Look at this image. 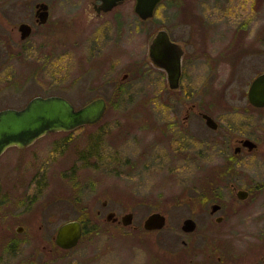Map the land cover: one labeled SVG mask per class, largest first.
<instances>
[{
    "label": "rangeland",
    "instance_id": "1",
    "mask_svg": "<svg viewBox=\"0 0 264 264\" xmlns=\"http://www.w3.org/2000/svg\"><path fill=\"white\" fill-rule=\"evenodd\" d=\"M85 1L60 0L62 3H57V15H64L65 44L62 46L44 47V38L38 33L26 44L11 48L0 44V109L21 108L35 95H60L76 108L96 96L107 102L105 115L98 124L77 128L71 136L70 142L78 145L77 155L86 151L88 145L99 146L98 155L95 153L87 159V164L78 156L77 174L71 180L57 173L62 172L59 156L57 162L49 161L52 136H44L26 149L24 162L27 164L28 155L33 154L36 173L49 172L46 187L36 189V208L32 211L34 232L39 238L31 244L39 252L36 263L171 264V253L181 246L182 239L199 240L205 232L212 235L217 229L223 231L224 238H241L232 243L236 252L245 251L249 243L264 238V190L256 200L249 196L239 201L240 214L235 219L228 216L229 219L218 223L217 227L214 221L217 213L209 214L208 204L205 210H193L184 201L188 196L202 195L198 187L200 176L208 170H217L222 164L220 155L226 148L213 142L217 134L198 118L193 122L190 136H183L175 127H170L171 114L175 111L170 109L173 99L163 72L148 57L150 37L158 29H166L173 39L183 44L186 58H196L191 67L185 63L184 70L186 77L192 75L194 88L203 90L213 75L206 83L203 81L206 67L196 50L217 48L227 42H264V0H163L145 21L134 13L135 0H130L121 37L116 34L114 23H110V30L97 28L85 32L81 12ZM5 21L14 23L16 18L11 16ZM2 31L0 26V38H8L9 34ZM263 68L245 66L244 80L238 79L234 84L245 90L248 81ZM124 73L128 76L123 80ZM222 101L221 95H216L211 107L222 127L228 132L250 133L260 145L257 152L241 159L237 169L239 181L250 177L264 187V153H260L261 148L264 149V112L260 113L258 124L253 121V114L230 111ZM235 103L244 106L246 100ZM257 125L261 130L256 134L252 128ZM161 132L169 135L166 138L182 140L181 145L192 144L195 159L159 160L157 147L146 145L161 138ZM15 153L14 148H9L3 157L11 158ZM146 163L150 164L148 168ZM24 170L27 171V167ZM62 181H72L75 194L70 200L60 198L50 203L47 196L55 186L63 189L58 185ZM222 190V198L228 200L229 190ZM104 199L109 206L100 218L95 217ZM110 210L118 216L131 211V223L124 226L107 220L106 213ZM155 211L165 215V226L157 230L144 229L145 218ZM186 217L196 221L199 232L184 234L180 225ZM70 219L83 221L84 234L75 247L62 251L54 246L52 238L58 226ZM231 224L235 228L229 231ZM41 234L45 239L40 238ZM50 236L52 252L48 253L43 245ZM29 247L27 243H19V260L26 259ZM0 249L3 264H13L6 254L11 250V242L0 239Z\"/></svg>",
    "mask_w": 264,
    "mask_h": 264
},
{
    "label": "flooded vegetation",
    "instance_id": "2",
    "mask_svg": "<svg viewBox=\"0 0 264 264\" xmlns=\"http://www.w3.org/2000/svg\"><path fill=\"white\" fill-rule=\"evenodd\" d=\"M129 1L130 0H115L112 5H109V0H86L85 5L81 10L83 14L82 21L85 26V29L83 30L85 32L88 30H95L97 28L110 30V23H114V30L116 34L121 37L126 28L125 24L127 14L125 9L129 8ZM58 2H60V0H0V26L3 28V34H9L8 38L6 37L7 39L1 36L0 44L7 48L26 44L30 38L35 36L37 33L39 37L44 38V47L51 45L62 46L65 44V30L62 28V16L64 15H57V11L55 10V8L57 9L58 7ZM134 13L137 15L135 11ZM11 16L16 18V22L9 23L5 21ZM139 19L143 20L140 17ZM25 32L27 33L23 36ZM155 33L150 37L148 48ZM167 33L172 41L181 45L183 51L181 55V72L178 86L176 88L173 89L169 86L165 70L156 66L163 72L165 77L164 82L168 88V93L171 94L173 99L172 105L174 103V105L170 107L171 111L175 110L171 114L172 118L170 120V127H175L176 132H182L183 136H190L193 131V122L195 118H198L205 124V126H207L211 131H215L217 134L214 137L213 142L223 145L226 148L224 154L220 155L222 158V164L217 168V170H208L200 176L201 180L198 181V187L201 191L200 194L202 195L195 198L190 196L184 198V201L192 206L193 210H205V207L208 204L209 214L213 215L217 213L214 217L215 227H217L218 223L223 220H228V216L234 217L235 219V217L240 214V210L242 208H240L239 201H243L249 196L256 200L264 190V187L260 186L261 183L252 180L250 177H248L246 181L240 182L239 172L237 171L238 165L242 162L241 159L245 155L250 154L251 152H257L260 149L259 142H256V138L250 133L228 132L224 129L225 127H222L218 117L211 108L213 106L212 102L214 101V97L220 94L221 99L223 100V103L221 104L228 110L253 114V121L255 123L258 122L259 124L260 113L264 112V106L253 105L248 99V90L252 80L257 75L263 73L264 68L257 71L250 81H248L245 90H243V86H239L234 83L238 82V79H241V81L244 80L242 72L245 70V66H264V42H227L222 44L220 47L213 49H197L196 51L199 53L200 58H202L200 61L203 66L206 67L203 81L206 83L213 75V79L210 83L206 85L203 90L197 91L194 88L192 75H188L186 77V72L184 70L185 63L187 66L191 67L196 58H186L187 53L183 44L173 39L168 31ZM52 35H59V37L52 38ZM50 36L52 40L50 39ZM46 38H49V41H47ZM198 53H195V55ZM127 76L128 74L124 73L122 75V79L124 80ZM196 96H198L197 100L195 99ZM243 99L246 100L244 106H237L235 102ZM204 114L209 115L215 121V127L207 124ZM96 124L98 123L84 124L67 131H49L38 138L40 139L44 136H52L49 139V151L51 153V160L49 161L55 163L60 157L58 161L61 165L60 169H62V172L60 170L57 172L60 177H65L66 179L71 180L76 176L78 169H76L77 163H75V161L78 162V156L82 163L84 162V164H87V162H89L87 159L94 157L96 154L98 155V145L97 147L94 144H91L90 147L88 145L86 151L80 152V154L78 153L77 155L76 152L79 151L77 147L78 145L70 142L71 136L75 134L77 128L83 126H93ZM219 126H221L220 131H218ZM253 130L257 134L261 129H259L257 125L252 128V131ZM262 132H264V130H262ZM166 136L169 137V135H164L163 132H161V138H158L154 144L146 145L148 147H157L160 154V156H158L159 160H163V158L172 161H176L181 158L184 160L195 159V155L191 153L192 144L181 145L182 140L169 139L166 138ZM245 139H249L255 144L252 149H249L248 145L244 144ZM263 139L264 137L262 140ZM34 142L22 148L17 146L9 147L14 148L16 152V155L11 158L3 157V154L9 148H7L0 155V158H4L0 161V231L2 232L0 233V239H4L5 242L8 243L11 242V250L6 254L9 255V259H12L13 264H20L21 262L22 264H37L35 259L39 253L36 252L33 247L35 241L39 238H37V235L34 232V215L32 214V211L36 208V189L38 188L39 190L46 187L49 172L47 173L43 170L38 174L36 173L34 163L35 157L33 154L28 155L29 158L27 159V164L24 162L27 153L26 149L34 144ZM188 143H191V141ZM261 151L262 152L260 153L263 155L264 149L261 148ZM9 163H12L13 165H9ZM146 166L148 168L150 164L146 163ZM25 167H27V171L24 170ZM74 183L78 186V182H76L75 179ZM58 185L63 189L55 186V189L51 190L50 194L47 196L48 201H51L50 203H53L60 198L67 199L68 197L70 200L71 195H74L76 192V189L72 186V181H62L59 182ZM223 188H227L230 192V198L228 200L222 198ZM213 204H218V208L211 212L210 209ZM101 206V209L96 210L95 217L100 218L103 210H106L109 206V202L104 199L101 202ZM219 210H223V213L219 214ZM110 212H112V210H110ZM108 213H106V216ZM121 216L122 215H116L114 212L111 222L119 225L122 224ZM79 221L82 226V237L84 234V224L82 220ZM39 227L41 228L42 224L39 225ZM211 228H209L208 231H210ZM234 228L235 225L231 224L228 230L232 231ZM181 230L184 234L189 235L200 231L197 227V223L192 231H184L182 228ZM215 232L216 234L212 235L210 233L206 234L205 232L203 238H200L199 240H197L198 238L182 239L181 246L171 253L172 259L170 260V263L264 264V238L257 237L258 240L256 239L255 242L251 244L249 243L246 246L245 251L237 250L236 252V248L233 244L236 240L239 241L241 238H230V240L228 238H224V235L222 234L223 231L216 229ZM81 237L73 247L80 242ZM40 238L45 239V235L41 234ZM52 240L54 246L62 251H67L73 248H62L58 246L55 243L54 236ZM198 241L200 244L196 245ZM19 243H27L30 246L28 248L30 250L26 253V259L22 261L19 260L20 252L19 249H17L19 248ZM32 243L33 245L31 246ZM43 248L44 251H47L48 253L52 252L51 236L45 242ZM2 259H4V257L2 255V249H0V264H3L4 262Z\"/></svg>",
    "mask_w": 264,
    "mask_h": 264
},
{
    "label": "water",
    "instance_id": "3",
    "mask_svg": "<svg viewBox=\"0 0 264 264\" xmlns=\"http://www.w3.org/2000/svg\"><path fill=\"white\" fill-rule=\"evenodd\" d=\"M114 1L109 0L108 4L112 5ZM161 1L135 0L134 11L141 19H148ZM182 53L181 45L172 41L165 29H159L149 44V59L155 66L165 70L169 86L173 89L178 86ZM248 99L253 105L264 106V72L252 80ZM106 109L107 102L101 96L91 98L75 108L69 100L60 95H35L21 108L0 109V155L10 146H28L49 131H67L80 125L98 123L105 115ZM204 117L208 125L215 127V121L209 115L204 114ZM244 144L248 145L249 149L255 145L249 139H245ZM217 208L218 204H213L210 210L213 212ZM113 215L114 212H109L107 220H112ZM132 215V212L128 211L121 216L124 226L131 223ZM165 224V215L155 211L145 218L143 227L146 230H157ZM195 225V221L188 217L182 221L181 228L184 231H192ZM81 235V222L77 219L67 220L57 228L55 243L62 248H70L78 242Z\"/></svg>",
    "mask_w": 264,
    "mask_h": 264
}]
</instances>
